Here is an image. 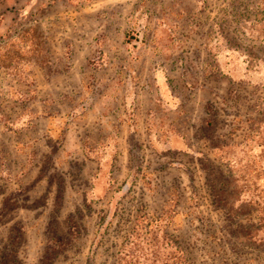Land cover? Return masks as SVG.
<instances>
[{
    "label": "rangeland",
    "instance_id": "374dc122",
    "mask_svg": "<svg viewBox=\"0 0 264 264\" xmlns=\"http://www.w3.org/2000/svg\"><path fill=\"white\" fill-rule=\"evenodd\" d=\"M3 23L0 57L13 71L0 72V129L7 95L30 81L29 71L54 68L57 53L99 52L100 35L108 54L137 40L141 51L183 53L195 76L203 68L217 88L222 109L213 119L224 138L203 133L224 149L200 165L193 158L191 171L161 173L150 188L130 187L129 200L142 198L139 215L135 204H118L86 252L65 251L63 235H36L39 222L22 217L30 202L8 194L1 178L0 264H264V0H0Z\"/></svg>",
    "mask_w": 264,
    "mask_h": 264
},
{
    "label": "crops",
    "instance_id": "0c3cea01",
    "mask_svg": "<svg viewBox=\"0 0 264 264\" xmlns=\"http://www.w3.org/2000/svg\"><path fill=\"white\" fill-rule=\"evenodd\" d=\"M100 39L93 38L99 52L77 50L66 59L57 53L54 68L29 71L30 81L7 92L0 129V179H7L8 194L15 190L30 202L22 217L39 222L36 235H63L71 252L99 243L118 204H135L139 215L142 198L129 200L130 187L150 188L161 173L191 171L193 158L200 165L224 149L211 143L224 138L213 119L222 107L203 68L195 76L183 53L141 51L137 40L108 54ZM0 68L13 71L1 57ZM81 219L83 228L74 223Z\"/></svg>",
    "mask_w": 264,
    "mask_h": 264
},
{
    "label": "trees",
    "instance_id": "16d2710c",
    "mask_svg": "<svg viewBox=\"0 0 264 264\" xmlns=\"http://www.w3.org/2000/svg\"><path fill=\"white\" fill-rule=\"evenodd\" d=\"M11 28H12V27H11ZM11 28H10V29H11ZM10 29H9V32H10Z\"/></svg>",
    "mask_w": 264,
    "mask_h": 264
}]
</instances>
